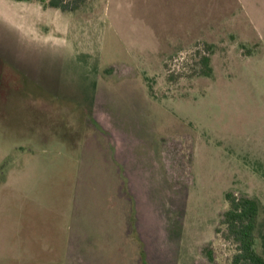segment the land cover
I'll return each mask as SVG.
<instances>
[{
  "label": "rangeland",
  "instance_id": "374dc122",
  "mask_svg": "<svg viewBox=\"0 0 264 264\" xmlns=\"http://www.w3.org/2000/svg\"><path fill=\"white\" fill-rule=\"evenodd\" d=\"M49 1L0 0V264H233L227 194L264 256V0Z\"/></svg>",
  "mask_w": 264,
  "mask_h": 264
},
{
  "label": "trees",
  "instance_id": "16d2710c",
  "mask_svg": "<svg viewBox=\"0 0 264 264\" xmlns=\"http://www.w3.org/2000/svg\"><path fill=\"white\" fill-rule=\"evenodd\" d=\"M18 2H31L33 0H14ZM49 6L62 11H75L78 5H68L65 0H50ZM204 66L209 68V58H204ZM231 202V209L225 213V224L229 232L235 236L239 246L238 254L233 264H264V256L260 255L255 248L256 216L258 202L254 199H237L227 194Z\"/></svg>",
  "mask_w": 264,
  "mask_h": 264
},
{
  "label": "crops",
  "instance_id": "0c3cea01",
  "mask_svg": "<svg viewBox=\"0 0 264 264\" xmlns=\"http://www.w3.org/2000/svg\"><path fill=\"white\" fill-rule=\"evenodd\" d=\"M150 254H151V252H149V250H148V255H147V253H146V255H147L146 260H147V261H148V257L150 258Z\"/></svg>",
  "mask_w": 264,
  "mask_h": 264
}]
</instances>
